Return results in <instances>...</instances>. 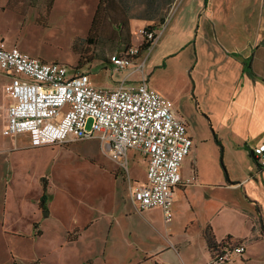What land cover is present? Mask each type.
Segmentation results:
<instances>
[{
  "label": "crops",
  "instance_id": "crops-1",
  "mask_svg": "<svg viewBox=\"0 0 264 264\" xmlns=\"http://www.w3.org/2000/svg\"><path fill=\"white\" fill-rule=\"evenodd\" d=\"M68 1L58 9L60 10L58 13L60 18L64 16L61 21L71 33L72 42L75 37H84L87 34L99 0H83L82 3L76 4L79 9L72 7L71 0ZM0 2L3 4L0 6V12L12 17L8 24L9 28L16 27V13L23 16L24 23L27 16L31 15L35 24L48 27L57 12L59 0L52 1L46 17H43L45 6L43 3H38L35 7L20 0ZM117 2L126 14L131 37L133 31L153 26L155 40L152 48H157L160 41L165 39L167 41L165 47L170 49L191 46L194 54L200 49L199 57L196 58H187L185 55L179 57V51L173 53L172 50H163L157 54V59L149 64V68L158 70L159 66L166 67L174 60L180 63L182 71L185 69L189 75H196L197 80L200 75H207L206 78H211L214 82L210 89L212 94L221 101L222 106L218 111L222 113L223 123H218L220 127L214 125L216 131V135L213 134L214 143L210 133L195 139L196 129L189 127L193 146L181 164L182 179L188 182L173 188L174 215L170 222L164 221L159 207L138 211L132 201L126 200L123 204L110 209L106 207V210L110 211L105 218L101 217L102 212H97L81 223L70 225L68 228L74 226L73 229L77 228L78 231L75 233V239L68 241L70 231L67 228L66 242L73 243L72 247L90 248L89 254L96 255L99 252L103 264H207L211 253L203 230L206 225H210L217 242L226 236H231L230 239L233 240L243 239L245 251L240 256V264H263L251 263V255L248 252L250 246L258 240H264L256 238L252 231L258 214L264 219V169L258 167L257 169L250 155L253 147L264 141V42H252L251 23L247 20L250 16L257 23L259 14L257 2L254 3V0L250 4L247 0H117ZM83 5L90 6V12L85 15L87 21L90 20L89 26L84 24L83 10L86 12L87 9L82 7ZM78 11L83 16L76 22L75 15ZM40 14L45 19L38 23L36 19ZM192 34L194 38H191ZM16 36L6 41L4 34L0 32V41H5L9 46L15 45L22 51L47 61L20 45ZM137 59L136 65L121 70L124 72V78L128 76L136 84L145 77L148 86L160 93L179 115H183L180 97L175 95L171 97L158 91L148 78L152 72L149 76L144 74V59L140 62L141 69H136L139 65ZM247 63H250L249 68ZM87 72L92 82L93 72ZM134 75L137 76L133 77ZM187 85L190 86L189 80ZM223 126H226L225 131ZM231 139L240 148H237L236 152L241 155L232 153L227 155L226 141ZM221 143L224 148L221 147L220 152L218 145ZM129 153H137L146 163L139 151L128 150L126 159ZM244 154L249 158L246 161L243 158ZM222 159L226 166V169L223 166V170L219 164ZM145 179L146 171L141 183ZM39 186L41 193L36 195L34 201L36 210L40 213L39 200L43 195L46 200L47 192L41 181ZM256 207L259 208V212ZM116 210L119 214L115 213ZM34 223L38 227H34ZM31 227L36 228L37 236L34 237H41L39 222L32 220ZM8 229L16 232L15 234L19 233L15 229ZM32 232L33 230L31 235ZM45 254L39 253L23 264L33 262L45 264L47 256ZM4 264H17L10 249L8 260ZM226 264L236 263L232 260Z\"/></svg>",
  "mask_w": 264,
  "mask_h": 264
},
{
  "label": "rangeland",
  "instance_id": "rangeland-1",
  "mask_svg": "<svg viewBox=\"0 0 264 264\" xmlns=\"http://www.w3.org/2000/svg\"><path fill=\"white\" fill-rule=\"evenodd\" d=\"M251 1L253 3V0H247L248 4ZM2 2L0 6L3 5ZM66 2L69 1L59 0L57 12L48 27L35 24L31 15L27 16L24 23L23 16L16 13V27L9 28L8 24L12 17L0 12V32L4 34L6 41L17 35L18 43L27 47L29 52L47 61L54 60L65 64L69 73L73 69L93 72L92 82L97 86L111 88L120 85L125 76L124 72L113 70L106 58L124 48L116 42H102L98 46H88L86 49L77 43L76 47L72 48L71 33L61 21L64 16L60 18L58 13L60 11L58 9L66 5ZM70 2L72 7L79 9L76 4L82 3L83 0ZM256 2L259 13L257 23L250 16L247 20L251 23L252 42L260 43L264 42V0H254V3ZM37 4L38 2H35L33 5L37 7ZM82 7L87 9L86 12L83 10L84 24L89 26L90 20L87 21L85 15L90 12V6ZM82 16L79 11L76 12V22ZM16 29L20 31L17 32ZM191 38H194L193 34ZM142 41V36L133 31L131 46H138ZM166 43L167 41L162 39L157 48L149 47L142 51L140 55L138 54L137 61L140 65L141 60H145L144 74L149 76L152 72L148 78L158 91L171 97L174 95L180 97L183 106L181 110L192 114L188 123L196 129L195 139L210 133L214 143L216 135L214 125L223 122L222 113L218 111L222 106L221 101L210 90L212 85L214 86L211 78L200 75L197 80L196 75H189L185 69L182 71L180 63L174 60L166 67L159 66L158 70L149 68V64L157 59V54L163 50H172L173 53L179 51V57L185 55L187 58H196L199 57L200 49L194 54L191 46L170 49L165 47ZM3 75L0 72V264L7 262L8 249L11 250L17 264H23L39 253L47 254L45 264H103L99 252L96 255L89 254L90 248L72 247L73 243L66 242L67 232L74 226L68 227L81 223L97 212H102L101 217L105 218L110 211H107V208L121 205L126 200L132 201V190L143 181L146 163L137 153L127 154L124 163L126 168L112 162L103 153L98 138L46 145L37 142L33 135L8 133L6 128L8 97L4 91L7 78ZM124 79L125 86L135 84L128 76ZM187 80L190 81V86L187 85ZM225 127L223 126L224 131ZM86 129H90L89 123ZM221 147L224 148L222 143L218 145L220 152ZM237 148L239 147L235 145L234 140L226 141L227 155L229 153L241 155L236 152ZM243 158L245 161L249 159L245 154ZM221 163L226 169L223 159ZM221 163L219 162L223 170ZM40 179H43L46 185L47 197L42 208L49 211L46 215L41 208L40 213L36 210L34 201L36 195L41 193ZM120 208L119 206L118 209ZM115 213L119 214V211L116 210ZM32 220L39 222L41 237H34L37 236V232L36 228L31 227ZM8 228L15 229L20 234H15L16 232ZM67 228L68 231L65 232ZM32 230L33 236L30 234ZM248 252L251 255V263L264 264V240H258L250 246ZM233 261L240 264V256H235Z\"/></svg>",
  "mask_w": 264,
  "mask_h": 264
},
{
  "label": "built area",
  "instance_id": "built-area-1",
  "mask_svg": "<svg viewBox=\"0 0 264 264\" xmlns=\"http://www.w3.org/2000/svg\"><path fill=\"white\" fill-rule=\"evenodd\" d=\"M137 33L152 46L153 30L142 27ZM137 52L138 46H131L122 55H111L109 64L115 71L134 66L131 57ZM0 72L8 79V133L33 135L46 145L98 138L107 158L124 168L127 151H139L146 161V179L132 190V203L138 211L159 207L164 221L172 220L173 188L188 182L182 179L181 164L193 138L183 117L145 77L128 86L123 79L115 87H98L87 71L69 73L65 64L44 61L3 40ZM252 154L257 167L264 169V141ZM244 251V244L229 241L214 250L207 264H226Z\"/></svg>",
  "mask_w": 264,
  "mask_h": 264
},
{
  "label": "trees",
  "instance_id": "trees-1",
  "mask_svg": "<svg viewBox=\"0 0 264 264\" xmlns=\"http://www.w3.org/2000/svg\"><path fill=\"white\" fill-rule=\"evenodd\" d=\"M20 1H25L28 3V5L29 4L33 5L35 2L43 3L45 5L43 17H46L53 0H20ZM41 16L42 15L40 14L36 19L38 23H41L42 20L45 19ZM146 28L149 30H153V26H147ZM102 42H116L120 46H122L124 49L118 53H115L118 55H122L124 51H126L129 47H131V32H130L128 20L126 18V14L123 8L118 4L117 0H99L96 9L93 13V17L87 34L84 37H80V36L75 37L72 41V48H75L77 43L83 45V47L86 49L88 46L89 47L98 46ZM150 45H151V41L142 42L141 44H139L138 52L136 55L131 57L132 60H135L140 55L139 53L149 48ZM111 55H109L106 58L107 63H109V57ZM80 56H82L81 53ZM249 66L250 63H247L248 68ZM40 181L45 190L46 185L43 179H40ZM44 203H45V196L43 195L39 200V206L43 208ZM256 210L259 212L258 207H256ZM34 227H37L36 223H34ZM77 231H78L77 228H74L72 231H70L68 233L67 240L68 241L74 240L75 233ZM252 231L256 235V238L264 239V219L261 214H258V218L255 219ZM203 235L211 255L213 254L214 250L217 249L218 246H223L229 241L234 242V244H240L243 241V239L233 240L230 239L231 236H226L224 239L217 242L211 230L210 225L205 226L203 230ZM30 264H35V262Z\"/></svg>",
  "mask_w": 264,
  "mask_h": 264
},
{
  "label": "flooded vegetation",
  "instance_id": "flooded-vegetation-1",
  "mask_svg": "<svg viewBox=\"0 0 264 264\" xmlns=\"http://www.w3.org/2000/svg\"><path fill=\"white\" fill-rule=\"evenodd\" d=\"M181 111H182L181 113H182L183 115H180V116H182L183 119L185 120V123H186V125H187L188 130H189V127H192L191 124L188 123V122H189V119L191 118V116H190V114L187 113L185 110H181Z\"/></svg>",
  "mask_w": 264,
  "mask_h": 264
},
{
  "label": "water",
  "instance_id": "water-1",
  "mask_svg": "<svg viewBox=\"0 0 264 264\" xmlns=\"http://www.w3.org/2000/svg\"><path fill=\"white\" fill-rule=\"evenodd\" d=\"M250 155L253 156L252 151H250ZM43 212L45 213V215L48 213L47 210H44Z\"/></svg>",
  "mask_w": 264,
  "mask_h": 264
}]
</instances>
